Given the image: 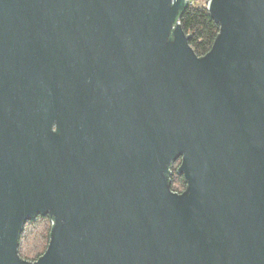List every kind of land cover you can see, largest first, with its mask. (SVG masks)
Segmentation results:
<instances>
[{"label":"water","instance_id":"water-1","mask_svg":"<svg viewBox=\"0 0 264 264\" xmlns=\"http://www.w3.org/2000/svg\"><path fill=\"white\" fill-rule=\"evenodd\" d=\"M188 4L0 0V264H264V0Z\"/></svg>","mask_w":264,"mask_h":264},{"label":"trees","instance_id":"trees-1","mask_svg":"<svg viewBox=\"0 0 264 264\" xmlns=\"http://www.w3.org/2000/svg\"><path fill=\"white\" fill-rule=\"evenodd\" d=\"M177 21L180 23L185 34L189 36L188 43L195 54L199 57L205 55L210 50L212 43L219 31V25L213 21L207 10L205 8H199L188 4L180 12ZM169 180L171 191L180 193L184 190L185 182L181 176L176 174V171L172 173V175L169 177ZM39 216H46L45 218L49 219L48 215ZM21 234L22 232L19 236V244L21 241ZM18 254L22 259L27 260V258L20 255V252H18ZM40 256L41 254H38L33 260L30 261H35Z\"/></svg>","mask_w":264,"mask_h":264},{"label":"rangeland","instance_id":"rangeland-1","mask_svg":"<svg viewBox=\"0 0 264 264\" xmlns=\"http://www.w3.org/2000/svg\"><path fill=\"white\" fill-rule=\"evenodd\" d=\"M207 2L208 0H192L191 5L206 9ZM176 166L177 162H175L174 168ZM45 217L37 216L34 220L26 222L22 231L18 252L29 261L38 254L42 255L47 247L51 221Z\"/></svg>","mask_w":264,"mask_h":264},{"label":"built area","instance_id":"built-area-1","mask_svg":"<svg viewBox=\"0 0 264 264\" xmlns=\"http://www.w3.org/2000/svg\"><path fill=\"white\" fill-rule=\"evenodd\" d=\"M188 3L191 4L192 3V0H188ZM178 163V162H177ZM174 165H175V162L172 164L171 166V173H173V171H176L177 167H178V164L177 166L174 168Z\"/></svg>","mask_w":264,"mask_h":264},{"label":"flooded vegetation","instance_id":"flooded-vegetation-1","mask_svg":"<svg viewBox=\"0 0 264 264\" xmlns=\"http://www.w3.org/2000/svg\"><path fill=\"white\" fill-rule=\"evenodd\" d=\"M178 165H179V162H178Z\"/></svg>","mask_w":264,"mask_h":264}]
</instances>
